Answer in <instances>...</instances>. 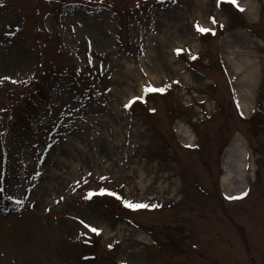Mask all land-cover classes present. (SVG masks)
I'll list each match as a JSON object with an SVG mask.
<instances>
[{
	"label": "rangeland",
	"instance_id": "374dc122",
	"mask_svg": "<svg viewBox=\"0 0 264 264\" xmlns=\"http://www.w3.org/2000/svg\"><path fill=\"white\" fill-rule=\"evenodd\" d=\"M252 1L253 19L227 0H0V264H264ZM228 54L258 69L249 115ZM236 137L249 167L232 190Z\"/></svg>",
	"mask_w": 264,
	"mask_h": 264
},
{
	"label": "bare ground",
	"instance_id": "6f19581e",
	"mask_svg": "<svg viewBox=\"0 0 264 264\" xmlns=\"http://www.w3.org/2000/svg\"><path fill=\"white\" fill-rule=\"evenodd\" d=\"M252 0H239V7L243 8L244 12L250 15L253 13ZM254 18V17H253ZM252 18V19H253ZM200 23L205 28H211V24L205 23L204 20L200 19ZM239 37H243L242 34H237ZM231 36H226L229 40ZM248 38L245 39V43ZM229 72L236 78V100L241 111L249 115L251 109L254 106V88L258 84V69L254 62L245 56L236 57L234 55L228 54L224 59ZM179 135L184 139L188 140L189 130L184 127H179ZM191 140V139H189ZM249 167V156L248 149L242 144L239 137H236L232 144L227 150V154L224 160L225 173L222 176L223 182L228 185L229 189H236V186H243V181L246 179L247 170ZM243 189V188H242ZM240 190V189H239Z\"/></svg>",
	"mask_w": 264,
	"mask_h": 264
},
{
	"label": "snow or ice",
	"instance_id": "6c2138e0",
	"mask_svg": "<svg viewBox=\"0 0 264 264\" xmlns=\"http://www.w3.org/2000/svg\"><path fill=\"white\" fill-rule=\"evenodd\" d=\"M219 2H224V0H219ZM219 2H218V6H219ZM228 3L232 4V5H235L237 8H239L240 11H243L244 9L243 8H240L239 7V3H238V0H227ZM213 23H216L215 19L213 18ZM197 30L201 33H204V32H210L212 31L211 28H205V27H201L199 24H197ZM182 50L178 49L177 50V54H179ZM192 59H196L195 56L192 57ZM166 88L167 86H165V88H155V87H152V86H147L144 91L145 93H148V92H163V91H166ZM143 98L142 97H135L133 98V100H130L129 103L127 105H125V107H130L133 103H135L137 100H142ZM112 195H116V193H111ZM248 193L245 192L242 194V196H246ZM229 199H239L241 197H228ZM18 203H20V201H18ZM125 203V206L126 207H129V208H133V209H139V208H148L149 205L148 204H144V203H134V202H131V201H124ZM151 207H159V205H151ZM81 223H84L83 221H81ZM84 226L86 228H89L90 231L94 232V233H97L99 234V229L96 228V227H93L91 225H88V224H84Z\"/></svg>",
	"mask_w": 264,
	"mask_h": 264
}]
</instances>
